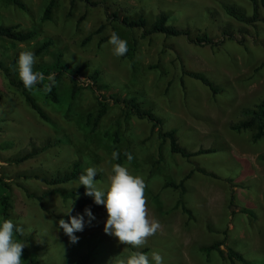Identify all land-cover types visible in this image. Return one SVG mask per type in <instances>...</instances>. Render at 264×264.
<instances>
[{"label": "rangeland", "instance_id": "1", "mask_svg": "<svg viewBox=\"0 0 264 264\" xmlns=\"http://www.w3.org/2000/svg\"><path fill=\"white\" fill-rule=\"evenodd\" d=\"M55 1L50 20L40 22L47 0H19L23 10L11 0H0V26L36 31L33 39L22 43L0 37V63L11 79H19L16 64L10 65L14 55L46 39L52 44L36 57L33 71L50 65L55 53H61L70 70H78L56 79V103L42 89L27 90L46 121L0 71V180L9 187L6 219L23 228L22 237L35 249L39 264H119L131 254V246L104 233L103 205L83 194L62 200L50 192L83 188L77 187L79 175L57 187L29 177L33 170L59 174L76 164L79 174L95 168L97 188L106 189L115 160L112 153L123 149L133 159L122 166L144 180L148 217L161 225L142 248H136L146 250L150 264L153 251L162 255L163 264H230L227 249L249 263L264 264V131L253 142L254 127L230 129L248 119L264 100V0L263 5L257 1V21L252 25L237 22L222 10L230 3L250 16L248 0H90L96 5L76 2L71 8L67 0ZM83 12L84 19L77 23ZM112 12L131 19L141 16L146 26L125 28L106 19ZM160 12L167 15V25L187 31L189 38L204 34L212 45L191 43L183 36L141 37ZM99 26L103 30L95 34ZM113 32L127 42L124 56L113 54L110 37L98 44L101 36ZM88 35L89 41L81 45ZM181 65L202 74L218 93L211 96L198 81L182 76ZM94 71L97 77L91 82L88 77ZM71 77L79 86L72 99ZM96 85L105 88L97 90ZM110 95L135 98L140 108L161 120L163 131H174L178 146L186 151L212 152L185 160L169 153L164 142L162 161L154 164L160 145L156 129L150 131L147 122L131 117L125 122L122 105L114 104ZM98 101L106 104V112L96 119ZM115 131L117 143L112 141ZM194 168L215 178L193 172L184 181L181 197L192 217L187 219L175 205L179 191L163 185L177 183ZM71 201L72 210L65 214ZM86 208L95 217L90 223ZM77 214L85 223L74 233L78 242L71 243L55 222H68L69 215ZM217 242L222 243V256L201 250Z\"/></svg>", "mask_w": 264, "mask_h": 264}, {"label": "trees", "instance_id": "2", "mask_svg": "<svg viewBox=\"0 0 264 264\" xmlns=\"http://www.w3.org/2000/svg\"><path fill=\"white\" fill-rule=\"evenodd\" d=\"M67 1H68L69 8H71L73 4H75L76 2L83 3L85 7L96 5L95 3L90 2V0H67ZM102 1H105V0H102ZM248 1L250 2L252 6V13L250 16H246L234 4H230V3L223 4L222 10L227 16L234 19L235 21L246 24V25H252L253 23L257 21V1H259L261 5H263V1L262 0H248ZM11 2L15 6H17V8L21 10L24 9L22 4L19 2V0H11ZM55 2H56L55 0H47L46 5L44 6L41 12L40 18H39L40 22H45V21L50 20L51 10L53 9ZM84 16H85V12H83L77 18L76 20L77 23L82 21L84 19ZM105 17L108 20L117 21L122 26H124L125 28H129V29H132V28L143 29L146 26V21L141 16L131 19L128 16L118 17L116 13L112 12L108 14V16H105ZM102 30H103V26H99L96 29L95 34H100ZM149 34H161L165 37L183 36L186 39H189L191 43H195L199 45H212L211 40L208 39L207 36L204 34L196 36L194 38H189V34L187 31L167 25V15L164 14L163 12H160L154 18V20L150 23L148 29L145 32H142L140 36L145 37ZM35 35H36V31L34 29L22 30V29H18L17 26H0V37H3L10 41L22 43V42H26V41L33 39ZM110 35L101 36L98 40V44L100 45L103 42H105L110 37ZM89 39H90V35L83 38L81 41V45L88 42ZM51 44H52L51 40L46 39L45 41L40 42L38 45H36L35 47L27 51H32L35 54V57H37ZM19 53L14 55V57L10 61V65L16 64ZM0 71L7 78L8 83L20 91L24 101L36 113L38 118H40L43 121H46V116L44 112L29 97L28 91H27L28 89H25L22 81L20 79H17V80L11 79L8 74V68L4 67L1 63H0ZM35 71L43 73L45 77H47L49 74H54L55 80L62 75H67L70 77V76H73V74H75L76 72H78V70H70L67 67V65L62 61L61 53L54 54L53 60L50 65L38 67ZM180 73L182 76H187L195 81H198L201 85H203L205 88L208 89L211 96H215L218 93V89L202 74L191 72V71H186L184 70L182 65L180 66ZM96 77H97V72L94 71L88 77V79L91 80V82H94L96 80ZM70 82H71L70 98L72 99L75 93L77 92V90L79 89V86L77 84V81L72 77L70 78ZM47 83L48 81L47 79H45V81L42 84H39L35 87L39 89H43V85ZM102 88H105V86H102V85L95 86V89L97 90H100ZM47 95L51 103L57 102V94H56L55 86L52 88L51 93H47ZM109 99L112 100L114 104L122 105L121 108L123 112V120L125 122H127L128 118L131 117L135 120H144L145 122H147L149 124L150 131H153V129H156L155 135L157 139L159 140L160 145L158 146V149H157L156 160L154 164L158 165L162 161V154L160 151V147L164 142H167L169 153L178 155L179 157L185 160H188L190 157H193V156L208 154L212 152L211 150H202V149L196 150L194 152H189L183 149L182 147L178 146L174 131L173 130L163 131L160 127L161 120L157 116L152 114L149 110L140 108L139 103L136 102L135 98L130 97L128 99H120L116 95H110ZM97 105H98V109H97L96 119H99L102 116H104L106 112V104L101 101H98ZM253 127L255 128V132L252 135L251 140L255 142L262 137L263 131H264V100L260 101L255 106V110L251 112V116L248 119L239 121L231 125L230 129L234 132H239V131L250 130ZM118 140H119L118 133L115 131L112 136V141L113 143H117ZM44 148H46V146H44ZM125 153H129L128 149H123L119 152L118 159L114 160V164L122 165L124 162H127L128 160H127ZM193 172L215 178L213 174H208L202 169L194 168L193 170H189L188 173L183 178H181L177 183L168 182L163 185V188H171L173 190L179 191V194L175 201V205L179 207L181 213H183L187 219H192L191 211L185 206L181 196L184 191L183 183L186 179H188L192 175ZM77 175H79V172L77 169V165L74 164L72 168L70 169V171L68 172H62L59 174L49 175V174H44L41 171L33 170L32 173L29 175V177L36 179L37 181L41 182L42 184L48 187H57V186H60L62 184H65L71 181ZM23 177L27 178L28 176L24 175ZM50 192L58 194L62 200H65L67 198L73 199L74 197L81 195V194L85 195L84 187L70 189V190H64L63 188H56L54 190H51ZM8 193H9L8 185L4 184L0 180V221H2L3 219H6ZM85 207L87 206L78 205L77 208H85ZM204 226L207 231H211L212 228L209 224H205ZM223 235L225 237L226 235L225 232L223 233ZM14 239L19 242H23L26 245L23 249V253L21 257V260H22L21 264H39V262L37 261V255H36L35 249L26 244V240L22 237V235L20 233L14 232ZM221 245L222 243L217 242L209 246L202 247L201 250L204 251L205 253H208L209 251L214 250L218 253V255L222 256V252L219 250V246ZM130 250H131V253L134 251H140V252L145 253L146 251L145 249L140 250V249H134V248H130ZM225 257L230 264H233L234 262H237L239 264H252L246 261L240 254L230 249L226 250Z\"/></svg>", "mask_w": 264, "mask_h": 264}, {"label": "clouds", "instance_id": "3", "mask_svg": "<svg viewBox=\"0 0 264 264\" xmlns=\"http://www.w3.org/2000/svg\"><path fill=\"white\" fill-rule=\"evenodd\" d=\"M108 44L112 46L113 54L117 57L124 56L127 52V42L120 39L115 32L111 33ZM35 63L36 57L32 51H21L15 65L19 79L28 90L47 79L48 83L43 85L42 90L45 93H51L56 84L55 75L49 74L45 77L43 73L33 71ZM125 155L131 162L132 155L130 153ZM118 156L119 153L115 151L112 153V159H118ZM96 176L95 168H87L84 174H79L77 187L82 185L86 196L91 197L96 205H103L107 213L103 227L104 233L114 236L120 244L129 245L134 249L142 248L147 239L161 228L157 220L148 217L144 180L130 174L127 167L121 164L112 165L111 173L107 175L106 189L97 188ZM72 203L73 201L70 202V207L65 214L71 212ZM84 215L89 218V223L95 219L88 208L84 210ZM55 223L57 230L62 229L69 241L76 243L79 238L74 233L83 230L85 221L84 216L77 214L69 215L68 222L60 219ZM14 232L22 235L23 228L14 225L8 219L0 221V264H21L23 249L26 245L14 239ZM151 260L154 264H163V257L158 252L151 253ZM119 264H150V259L144 252L134 251L126 260H120Z\"/></svg>", "mask_w": 264, "mask_h": 264}]
</instances>
